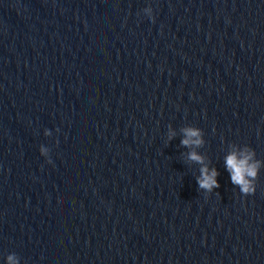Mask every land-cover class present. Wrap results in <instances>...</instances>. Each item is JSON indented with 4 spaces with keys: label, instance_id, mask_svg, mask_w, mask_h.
<instances>
[{
    "label": "water",
    "instance_id": "95a60500",
    "mask_svg": "<svg viewBox=\"0 0 264 264\" xmlns=\"http://www.w3.org/2000/svg\"><path fill=\"white\" fill-rule=\"evenodd\" d=\"M233 153L258 164L254 194L232 183ZM9 256L264 264V0H0Z\"/></svg>",
    "mask_w": 264,
    "mask_h": 264
},
{
    "label": "clouds",
    "instance_id": "9594fccd",
    "mask_svg": "<svg viewBox=\"0 0 264 264\" xmlns=\"http://www.w3.org/2000/svg\"><path fill=\"white\" fill-rule=\"evenodd\" d=\"M186 138L182 141L185 147L201 146L203 141L199 138L201 133L194 128L184 129ZM189 159L200 164H204V158L198 155L195 151L189 154ZM251 156L247 154L237 155L233 153L226 158V166L231 174V181L233 184L240 187L241 192L245 195L254 194L256 189L253 186L252 181L257 176L258 164L249 163ZM219 173L213 169L209 172L207 166L201 168V176L198 178L197 183L199 187L207 192H211L214 189L220 187L216 177ZM252 178V179H249ZM9 264H15V258L8 257Z\"/></svg>",
    "mask_w": 264,
    "mask_h": 264
}]
</instances>
